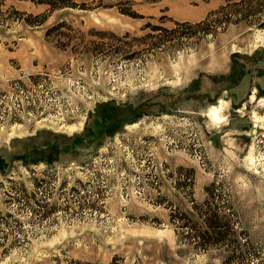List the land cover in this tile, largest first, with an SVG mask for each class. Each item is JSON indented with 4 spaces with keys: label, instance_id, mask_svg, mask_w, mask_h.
Wrapping results in <instances>:
<instances>
[{
    "label": "rangeland",
    "instance_id": "rangeland-1",
    "mask_svg": "<svg viewBox=\"0 0 264 264\" xmlns=\"http://www.w3.org/2000/svg\"><path fill=\"white\" fill-rule=\"evenodd\" d=\"M224 3L0 0V264H232L213 182L264 259V28L152 29Z\"/></svg>",
    "mask_w": 264,
    "mask_h": 264
},
{
    "label": "trees",
    "instance_id": "trees-1",
    "mask_svg": "<svg viewBox=\"0 0 264 264\" xmlns=\"http://www.w3.org/2000/svg\"><path fill=\"white\" fill-rule=\"evenodd\" d=\"M239 23H244L249 27L264 28V0H225V3L219 8L209 12L206 18L195 23L181 22L177 23L175 28L158 25L153 26L152 29L174 33L178 28L188 26L195 29L192 30L195 32L194 34L203 36L207 33L216 34L220 30H225L230 24ZM192 172L194 173L193 169ZM191 184L193 185V178ZM214 188H216L215 182L207 186L205 200L201 203L195 202L192 206L191 213L201 217L203 222L199 228L191 226V230H195L194 236L190 233L191 231H188L187 235L198 240L199 246H203V248L213 245L222 247L229 252V260L232 264H264V259L250 251L249 241L232 239V236L237 233L236 220L230 218V214L226 212L227 208L230 209L233 205L228 198L226 199L220 193L213 191ZM173 221L181 222L180 219H173ZM188 225L190 224L182 222L178 227L186 230ZM86 264L93 263L88 262Z\"/></svg>",
    "mask_w": 264,
    "mask_h": 264
},
{
    "label": "water",
    "instance_id": "water-1",
    "mask_svg": "<svg viewBox=\"0 0 264 264\" xmlns=\"http://www.w3.org/2000/svg\"><path fill=\"white\" fill-rule=\"evenodd\" d=\"M222 133L218 132L211 136V140L217 141L221 138Z\"/></svg>",
    "mask_w": 264,
    "mask_h": 264
},
{
    "label": "bare ground",
    "instance_id": "bare-ground-1",
    "mask_svg": "<svg viewBox=\"0 0 264 264\" xmlns=\"http://www.w3.org/2000/svg\"><path fill=\"white\" fill-rule=\"evenodd\" d=\"M214 115H215V117H216L217 119H220V118H221L218 109H215V111H214Z\"/></svg>",
    "mask_w": 264,
    "mask_h": 264
}]
</instances>
